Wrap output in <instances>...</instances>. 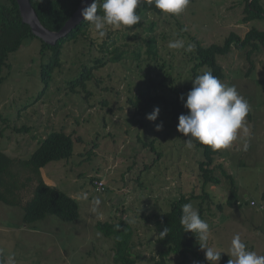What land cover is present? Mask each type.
<instances>
[{"label": "rangeland", "instance_id": "obj_1", "mask_svg": "<svg viewBox=\"0 0 264 264\" xmlns=\"http://www.w3.org/2000/svg\"><path fill=\"white\" fill-rule=\"evenodd\" d=\"M245 5V0H190L179 15L149 17L155 23L151 30L146 19L130 31L109 28L103 38L91 29L94 46L85 42L67 45L52 85L39 100L43 88L40 69L50 54L43 56L40 40L33 38L9 55L4 70L7 79L0 90V150L12 158L29 159L50 133L71 135L76 142L74 157L50 163L42 173L48 185L78 202L80 217L64 223L48 216L26 225L21 208L0 203V261L4 260L0 264H115L114 242L97 224L122 220L134 228L137 264H154L158 250L154 216L168 210L171 200L182 194L201 195L198 161L202 156L196 147L185 146V138L178 137L177 125L162 108L158 107L155 121L141 119L128 99L143 91L157 74L159 79H174L183 87L192 52L185 50L188 44L222 45L231 33L244 38L253 28L264 31L263 20L244 21ZM152 37L160 57L168 61L159 73L155 70L159 63L147 54V40ZM175 40L184 41L185 49H170L169 42ZM104 41H108L109 51L115 48L122 57L108 61L96 73L88 87L92 97L86 101L80 89L78 94L70 91L68 82L94 59L112 57L101 53ZM253 60L254 70L246 77L250 63L244 52L234 49L218 57L226 73L221 82L237 89L253 115V121L245 118L249 136L239 132L229 148L218 150L214 164L233 177L242 205L218 210L229 187L221 169L216 174L222 183L205 188L211 200L205 204L208 245L229 259L231 240L237 234L248 250L264 255V50L254 54ZM104 101L107 105H102ZM161 123L157 131L156 125ZM245 141L249 145L246 151ZM153 149L161 153L160 159ZM95 178L104 179V192L95 191ZM96 199L99 205L94 203ZM199 202L192 204L198 209ZM180 261L172 255L168 263ZM188 264L208 263L191 257Z\"/></svg>", "mask_w": 264, "mask_h": 264}, {"label": "trees", "instance_id": "obj_2", "mask_svg": "<svg viewBox=\"0 0 264 264\" xmlns=\"http://www.w3.org/2000/svg\"><path fill=\"white\" fill-rule=\"evenodd\" d=\"M83 0H30L40 23L51 32L60 31L65 23L72 17ZM244 13L245 22L253 20L264 21V4L262 0H245ZM140 15L141 21L132 26L125 28L130 31L143 25V20H147V24L151 25L150 30L155 26L154 22L148 20L151 16H163L154 5H148L146 0L142 2L136 9ZM91 28L86 21H82L76 28L69 32L65 37L58 40L54 45L47 44L32 33L29 25L22 22L19 6L16 0H0V90L6 82L4 70L8 68V58L12 53L17 52L27 39H38L41 42V54H50L49 61L41 65L40 78L43 88L38 93L37 100L47 92L54 80L55 72L61 67L62 57L65 48L70 44L88 43L93 44L90 35ZM109 41V40H108ZM108 41H104L101 46V53L112 55L111 58L102 56L94 59L90 65L83 66L82 71L72 80L68 82L72 93H80L78 89L85 95L86 101L92 97L88 90L89 84L95 80L96 73L102 69L108 61L117 62L121 59L122 54L114 48L109 51L110 45ZM149 58L158 62L155 67L156 73L163 70L168 63L162 59L156 47V38L147 40ZM92 45L91 47H93ZM234 49L244 52L250 70L246 73L249 77L254 70L253 56L264 50V31L251 29L244 38L236 33H231L222 45L212 44L210 46H202L195 44L194 49L189 55L190 67L187 71V82L183 87H178L175 80L168 82L166 77L159 79L150 78L145 89L133 98L128 99V103L134 109L135 116L141 119L153 111L154 108H162L170 119L178 125V117L181 114H187V109L183 107V101L180 97L186 94L192 88V80L204 71H211L221 81L226 79L224 68L218 62V57L229 55ZM162 61V63H160ZM98 85V81L96 80ZM162 91V92H158ZM102 105L107 103L101 102ZM246 118L253 121L252 112L249 110ZM27 130V129H25ZM179 138H185L178 132ZM75 140L71 135H67L60 131L50 133L47 138L32 153L29 159L12 158L0 150V203L9 207H17L23 210L22 223L26 225L46 219L53 216L64 223H71L80 217V208L78 202L67 195L60 189L48 185L42 175V170L50 163L59 161H69L74 157ZM145 146H148L145 144ZM154 148V142L151 143ZM196 149L201 153V159L198 161L199 180L202 183L201 195L195 192L191 194H182L174 198L169 203V209L161 211L154 216L153 231L155 232V242L158 246L157 255L154 264H169V258L172 255L179 256L181 261L178 264H188L191 257L210 264L202 254L203 250L199 248V241L190 232H184L180 225V216L182 214V205L185 203L200 201L198 203V211L201 219L205 220L207 201L211 203L210 195L206 192V187L213 185L219 186L222 179L216 174V169H221V176L229 182L228 197L223 205L217 206L218 210L223 207L233 208L240 207V199L238 196L237 186L233 177L228 174L222 166L217 168L214 166L215 157L219 151H212L209 147L197 145ZM158 159L161 157L155 149H153ZM148 168V166H146ZM95 180V179H94ZM93 180V181H94ZM27 196H30L27 198ZM27 198V199H26ZM264 199V193H263ZM98 230L108 239L114 242L113 262L115 264H137V258L134 255L135 245L133 243L134 228L125 221L117 223L99 222ZM165 227L169 231L166 236H162L161 232ZM229 258L221 253L219 264H228ZM4 260L1 259L0 263Z\"/></svg>", "mask_w": 264, "mask_h": 264}, {"label": "clouds", "instance_id": "obj_3", "mask_svg": "<svg viewBox=\"0 0 264 264\" xmlns=\"http://www.w3.org/2000/svg\"><path fill=\"white\" fill-rule=\"evenodd\" d=\"M144 0H83L84 6L80 15L88 22L90 28L98 38H103L109 28L122 30L131 28L141 21L136 9ZM148 5H154L161 14L174 16L182 13L189 5L190 0H146ZM170 49H185L184 41L175 40L168 44ZM194 45L188 44L186 51L191 52ZM183 107L187 114L178 117L177 132L186 139L185 146L194 149L197 145L209 147L212 151L229 148L238 139V133L249 136V129L245 118L250 106L234 86H228L214 76L212 72L204 71L192 80V88L182 95ZM160 109L154 108L146 116L149 121H155ZM162 128V123L156 125V130ZM248 143L245 141L243 149L246 151ZM96 180H104L95 178ZM93 181V183H94ZM99 205V199L94 201ZM251 204V203H250ZM95 210V209H93ZM180 225L184 232H190L199 241V248L204 250L205 259L210 264H217L222 252L209 247V224L201 219L199 211L191 202L182 205ZM169 229L165 227L161 232L166 236ZM231 259L228 264H264V255H258L247 249L237 234L231 240L229 249Z\"/></svg>", "mask_w": 264, "mask_h": 264}, {"label": "water", "instance_id": "obj_4", "mask_svg": "<svg viewBox=\"0 0 264 264\" xmlns=\"http://www.w3.org/2000/svg\"><path fill=\"white\" fill-rule=\"evenodd\" d=\"M16 2L19 6L22 22L30 26L32 33L35 36L50 45H54L58 40L65 37L83 21V18L80 15L81 8L84 6L82 1L76 12L65 23L63 28L58 32H51L40 23L34 9L31 6L30 0H16ZM87 3H91V0H87Z\"/></svg>", "mask_w": 264, "mask_h": 264}, {"label": "built area", "instance_id": "obj_5", "mask_svg": "<svg viewBox=\"0 0 264 264\" xmlns=\"http://www.w3.org/2000/svg\"><path fill=\"white\" fill-rule=\"evenodd\" d=\"M93 187L96 192L101 193L105 191V181L104 180H96L93 183ZM251 205H254V202H251Z\"/></svg>", "mask_w": 264, "mask_h": 264}, {"label": "crops", "instance_id": "obj_6", "mask_svg": "<svg viewBox=\"0 0 264 264\" xmlns=\"http://www.w3.org/2000/svg\"><path fill=\"white\" fill-rule=\"evenodd\" d=\"M45 182L47 183L46 176L42 173ZM48 184V183H47ZM251 205V204H250Z\"/></svg>", "mask_w": 264, "mask_h": 264}]
</instances>
